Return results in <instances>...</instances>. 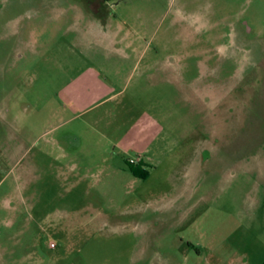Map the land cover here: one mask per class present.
I'll list each match as a JSON object with an SVG mask.
<instances>
[{
    "label": "rangeland",
    "instance_id": "obj_1",
    "mask_svg": "<svg viewBox=\"0 0 264 264\" xmlns=\"http://www.w3.org/2000/svg\"><path fill=\"white\" fill-rule=\"evenodd\" d=\"M85 4L0 0V264H264V0Z\"/></svg>",
    "mask_w": 264,
    "mask_h": 264
},
{
    "label": "flooded vegetation",
    "instance_id": "obj_2",
    "mask_svg": "<svg viewBox=\"0 0 264 264\" xmlns=\"http://www.w3.org/2000/svg\"><path fill=\"white\" fill-rule=\"evenodd\" d=\"M107 2H109V0H86L85 8L87 11L95 15H100V13L103 11L104 6L106 5ZM96 6L97 8L93 9ZM52 247L56 248L54 244H52Z\"/></svg>",
    "mask_w": 264,
    "mask_h": 264
},
{
    "label": "crops",
    "instance_id": "obj_3",
    "mask_svg": "<svg viewBox=\"0 0 264 264\" xmlns=\"http://www.w3.org/2000/svg\"><path fill=\"white\" fill-rule=\"evenodd\" d=\"M83 93H84V90L82 91V93H81V94H80V93H77V92H75V93H74V92H72V94L75 96V98H76V94H79V95H78V97H79V96H80V97H81V96H84V94H83Z\"/></svg>",
    "mask_w": 264,
    "mask_h": 264
}]
</instances>
